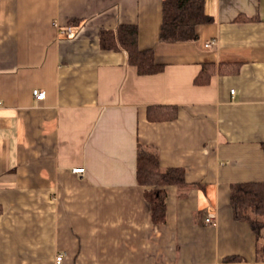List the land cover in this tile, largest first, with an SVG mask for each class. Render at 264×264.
I'll use <instances>...</instances> for the list:
<instances>
[{
	"label": "crops",
	"instance_id": "1",
	"mask_svg": "<svg viewBox=\"0 0 264 264\" xmlns=\"http://www.w3.org/2000/svg\"><path fill=\"white\" fill-rule=\"evenodd\" d=\"M162 3L0 0V264H262L230 190L264 182V0H205L211 21L182 43L159 40ZM120 25L162 71L100 47ZM138 146L184 173L162 222Z\"/></svg>",
	"mask_w": 264,
	"mask_h": 264
},
{
	"label": "trees",
	"instance_id": "2",
	"mask_svg": "<svg viewBox=\"0 0 264 264\" xmlns=\"http://www.w3.org/2000/svg\"><path fill=\"white\" fill-rule=\"evenodd\" d=\"M205 0H163L162 20L159 40L163 43H182L198 38L197 27L207 24L211 18L204 10ZM100 47L114 52H124L130 65L140 74H154L163 66L154 60L152 50H139L137 28L133 25H120L114 30H100ZM211 68H202L195 83L208 82ZM166 117L174 116V109H168ZM148 118L152 119L151 114ZM155 118V117H154ZM136 178L145 187L144 197L148 203L154 222H162L165 216L164 187L184 182L182 169L161 170L153 150L138 146L136 156ZM230 206L233 218L246 221L257 240V259L264 264V182L234 183L230 190ZM241 259L230 257L223 264H240Z\"/></svg>",
	"mask_w": 264,
	"mask_h": 264
},
{
	"label": "built area",
	"instance_id": "3",
	"mask_svg": "<svg viewBox=\"0 0 264 264\" xmlns=\"http://www.w3.org/2000/svg\"><path fill=\"white\" fill-rule=\"evenodd\" d=\"M64 33L66 34L67 37L73 36V33L71 31H68V32L65 31ZM204 46H205V48H210L211 43L210 42L205 43ZM32 93H33L34 98L38 101L43 100L45 97V93L43 91H38L37 89L33 90ZM233 93H234V90L231 91V94H233ZM71 172L76 174V175L81 176L84 173V169L83 168H74V169H72ZM205 222L208 224H212V225L215 223L212 215L208 216L205 219ZM60 260H61V256L59 255L56 257V261H60Z\"/></svg>",
	"mask_w": 264,
	"mask_h": 264
}]
</instances>
